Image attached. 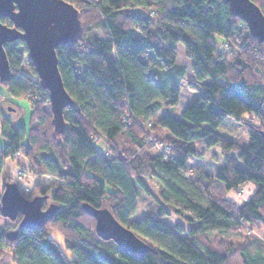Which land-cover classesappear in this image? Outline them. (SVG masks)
Here are the masks:
<instances>
[{"label":"trees","instance_id":"obj_1","mask_svg":"<svg viewBox=\"0 0 264 264\" xmlns=\"http://www.w3.org/2000/svg\"><path fill=\"white\" fill-rule=\"evenodd\" d=\"M65 1L73 4L80 11L77 7L78 0ZM253 1L257 4V0ZM87 2L89 7L96 4V0H87ZM102 3L105 7V22L101 24L96 34L91 31L86 34V38L90 41L87 46L81 47L79 44L73 46L71 43L57 48L58 66L64 86L74 101L73 107L64 110L66 130L62 135L72 141L75 153L72 156V164L67 168H60L59 174L62 178L73 182L71 187L75 189L76 195L67 199L62 195L54 196L52 199L47 197L44 208L47 206V201H51L50 204L58 206L53 217L65 220L73 218L78 213L80 205L86 204L96 209L108 208L116 220L145 241V233L138 231L134 226L141 223L144 218L139 221L132 220L131 223L126 222L122 215L117 214L113 205L120 203L117 193L126 189L147 190L149 180L159 177L155 175L151 178L129 177L123 164L117 167L115 159L109 160L104 153H99L97 144L90 140L78 117L82 115L81 109L92 112L99 107L105 122L111 123L112 116L119 114L121 110H126L127 104L142 103L151 95V102L145 106V111L161 112L162 121L172 125L180 133H193V139H206L209 145L223 144V151L227 153L228 159L241 157L242 164L237 165L235 170L239 176L251 180L256 190L238 211L245 218L250 216L258 219L261 214L260 207L264 205V133L251 131L249 145L241 147L235 137L221 131L220 123L241 105L251 111L264 112V84H250L246 81L220 83V79L223 81L222 73L227 71V68L222 61L212 59L216 45L221 43L218 37H223V42H227L234 34L236 24H245V22L231 14L224 0H102ZM261 10L264 13V8ZM121 13L142 24L141 32L121 29L115 23L116 16ZM1 21L12 26L9 19H1ZM106 30H111V36L98 34ZM245 34L250 35L253 41L261 43L251 35L248 27ZM177 43H183L196 57L192 64L197 75L193 82H189L188 87L197 86L196 90L199 91L196 99L185 108L181 118L166 112L174 107V103L164 99L165 95L169 98L174 96L179 81L186 73L185 66H176L174 63L173 53ZM114 46L123 52L122 57L113 55ZM5 49L12 70L9 81L18 82L24 87L30 86L39 96L47 98L46 105L50 104L49 92L40 84L26 43L22 41L8 43ZM145 68L148 71H142ZM108 99L119 100V104L112 106L106 103ZM208 100L211 103L206 104ZM32 115L30 110L27 128L15 125L12 129L10 137L13 141L32 131L30 126ZM122 128L123 124L120 123L112 125L113 138L120 135ZM97 130L103 134L102 129ZM233 148L236 150L232 151ZM211 150L216 153L215 147ZM184 153L195 155L194 146L189 145L176 160L162 165L164 170L168 171L182 163ZM80 154L88 156L87 171L92 175L94 187H81L79 183L81 172L77 155ZM41 155L53 167L61 163L55 159L54 153L42 152ZM229 171L227 167L221 166L217 174V182L226 183ZM207 183L206 178L205 184ZM21 192L23 194V191ZM169 192L174 200L159 201L167 217L173 214L167 210L175 208L174 201H186L191 208L199 212V216L185 213L174 230L169 226L171 247L149 237L147 244L152 251L147 252L141 259H134L129 253L122 252L112 240L101 239L95 230V219L88 215L83 219L85 223L92 225L95 237L90 239L87 233H81L80 239L86 243L75 245L80 257L79 264H227L228 253L200 246L197 243L198 234L202 233L209 224L212 225L209 231L217 229L226 231L232 221L239 222V217L227 213L223 208L215 205V202L212 207L194 202L199 200V194L178 180H172ZM124 211L125 207L119 209L120 213ZM175 211L178 213L179 209L175 208ZM220 217L224 219H219ZM177 219L180 218L177 216ZM16 230H19V226L10 225L6 229L8 239L19 240L21 245L24 243L23 237L26 233L39 235L40 232V229L37 231L24 229L16 236L12 235ZM68 251L72 252L73 249L70 248ZM27 262L28 264H62L61 254L46 239L39 240L35 256L28 254ZM246 264H262V262L259 258L256 260L249 258Z\"/></svg>","mask_w":264,"mask_h":264},{"label":"clouds","instance_id":"obj_2","mask_svg":"<svg viewBox=\"0 0 264 264\" xmlns=\"http://www.w3.org/2000/svg\"><path fill=\"white\" fill-rule=\"evenodd\" d=\"M55 2L59 4L60 0ZM60 6L63 7L62 4ZM77 7L80 9L79 14L68 9L72 13V24L75 28L71 42L73 46L79 44L81 47H86L90 42L86 34L90 31L96 34L101 24L105 22V7L102 0H96V4L91 7L87 0H78ZM248 7L252 6L248 5ZM256 7L264 8V0H257ZM252 10L256 11V9ZM115 23L128 32L135 30L140 33L143 29L142 24L129 19L124 13L116 16ZM246 27L245 24L237 23L234 34L227 42H223V37H218L221 43L216 45L212 59L222 61L227 68V71L222 73L221 82L226 81L231 84L246 81L250 84H264V43L253 41L250 35H246ZM98 34L111 36V30ZM112 53L118 58L123 56V52L115 46L112 48ZM173 57L176 66H185L186 73L179 81L174 96L169 98L165 95L164 99L174 103V114L181 115L197 88V86L188 87L190 80L197 75L192 64L196 57L183 43H177ZM142 71L146 72L148 69ZM151 94L158 95V93ZM18 97L23 100L24 108L15 103ZM46 99L39 96L30 86L24 87L18 82L0 80V105L3 106L0 109V264H28L27 256L30 253L35 256L40 239H46L58 250L62 264H79L80 257L75 245L86 243L81 241V233H87L90 239L95 237L92 225L85 223L83 219L89 213L85 211L83 205H80L78 213L73 218L65 220L51 217L41 225L39 235L26 233L23 237V245L19 240L8 239L6 229L10 225L19 226L23 221L22 215L12 220L4 211L7 201L5 194L13 186L20 185L25 189L23 198L29 203L42 194L48 199L58 195L67 199L76 195L75 189L71 187L73 182L62 178L59 174L60 168H67L73 162L72 156L75 153L72 141L59 133L55 125V112L51 104H45ZM150 102L151 95L142 103L127 104L126 110H121L119 114L112 116L111 123L105 122L99 107L92 112L80 110L82 115L78 119L82 127L90 140L99 145L100 151L107 159H115L117 167L123 164L128 176L133 179L137 176L159 177L149 180L147 190L126 189L117 193L120 203L113 205L117 214L122 215V218L129 223L143 215V221L134 226L138 231L145 233L144 242L148 243L150 237L151 240H158L165 246L171 247L169 225L174 230L185 213L199 216L197 209L191 208L186 201H174L175 208H178L179 212L172 208L167 211L172 212L173 215L170 218L165 215V210L159 201L174 200L169 188L172 180H178L199 194V200L194 202L207 207H212L215 202V205L223 208L227 213L239 217V222L232 221L226 231L219 229L209 231L212 225H207L205 230L198 234L197 243L200 246L228 253L227 264H246L249 258L253 260L259 258L264 264V205L260 207L261 214L258 219L250 216L245 218L238 211L249 200L252 189L256 187L251 180L237 174L235 169L237 165L242 164L241 157L228 159L227 153L223 151V144L209 145L206 139H193L191 132L187 134L178 132L172 125L160 119L161 112L144 110ZM106 103L116 106L119 100L108 99ZM207 103L211 101L208 100ZM9 107L14 108L15 113L9 114ZM26 108L33 113L30 125L32 131L13 141L10 133L16 123L26 115ZM116 123L123 124V128L120 135L113 138L111 129ZM98 128L102 129L103 134L97 130ZM220 128L221 131L235 137L237 142L247 143L251 139V131L264 133V112L251 111L241 105L224 118ZM189 145L194 146L195 155L184 153L182 163L165 171L162 165L176 160ZM213 147L216 148V153L211 150ZM42 152L54 153L55 159L61 163L53 167L41 155ZM77 160L81 172L79 179L81 187H94L92 175L87 171L88 156L77 155ZM221 166L230 170L226 183L217 182V174ZM206 178L207 184H205ZM189 199H192L191 196ZM50 207V204L45 206L44 211L47 212ZM122 207H125V211L120 213L119 209ZM70 248L73 249L72 252L68 251Z\"/></svg>","mask_w":264,"mask_h":264},{"label":"water","instance_id":"obj_3","mask_svg":"<svg viewBox=\"0 0 264 264\" xmlns=\"http://www.w3.org/2000/svg\"><path fill=\"white\" fill-rule=\"evenodd\" d=\"M224 3L233 16L245 22L251 35L264 43V13L261 8H257L253 0H247V3L245 0H224ZM68 9L79 14L75 6L65 0H60L59 4L55 0H0V80L9 81L12 77L5 45L16 41L25 42L40 84L49 92L50 104L56 115L55 125L61 135L66 130L64 110L74 106V101L65 89L57 56V48L70 45L75 31L72 13ZM1 19H9L12 26ZM9 110L15 111L14 108ZM5 195V213L12 220L23 216L19 230L12 232L15 236L20 230H39L58 209L56 204L51 203L45 212L47 197L44 196H37L29 203L23 198L18 185ZM83 206L95 219V230L101 239L112 240L122 252L129 253L134 259H141L152 251L139 236L116 220L110 209Z\"/></svg>","mask_w":264,"mask_h":264},{"label":"rangeland","instance_id":"obj_4","mask_svg":"<svg viewBox=\"0 0 264 264\" xmlns=\"http://www.w3.org/2000/svg\"><path fill=\"white\" fill-rule=\"evenodd\" d=\"M181 66H184V65H181ZM191 80H192V79H191ZM191 80H190V81H191ZM221 81H222V80L220 79L219 82H220V83H223V82H221ZM198 94H199V91H198V90H196L195 92L192 93L191 98L188 100L187 104L185 105V108H186L189 104H191V103L196 99V97L198 96ZM15 103H17V104H18L20 107H22V108L25 107V104H24L23 100L20 99V98H19V99H16ZM2 108H3V106L0 105V109H2ZM9 108H11V107H9ZM9 108H8V112H9V114L15 113L16 110H15V111H12V110H9ZM25 110H26V115L23 116V117L20 119V121L16 123V126H24V127H26V128L28 127L29 117H30V110L27 109V108H26ZM166 112H167V113H170L171 115H173V116L176 117V118H181V115H176V114H174V107H173L172 109H168V110H166ZM238 144H239L241 147H247V146L249 145V142H247V143H239V142H238ZM97 147H98L99 153L103 154V152L100 151L99 145H97ZM18 186H19V188L21 189V191H23V193H24L25 189H23L20 185H18ZM249 199H250V198H249ZM50 202H51V201H47V205H49ZM172 215H173V214H172ZM172 215H171V216H172ZM171 216H168V217L170 218ZM142 218H144L143 215H141L140 217L135 218L134 220H135V221H139V220H141ZM169 226H171V225H169ZM171 227H172V226H171Z\"/></svg>","mask_w":264,"mask_h":264},{"label":"crops","instance_id":"obj_5","mask_svg":"<svg viewBox=\"0 0 264 264\" xmlns=\"http://www.w3.org/2000/svg\"><path fill=\"white\" fill-rule=\"evenodd\" d=\"M193 81H194V79H192L190 82H193ZM255 190H256V188H253V189H252V195L255 193ZM252 195H251V196H252ZM251 196H250V198H251Z\"/></svg>","mask_w":264,"mask_h":264}]
</instances>
